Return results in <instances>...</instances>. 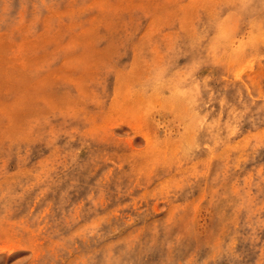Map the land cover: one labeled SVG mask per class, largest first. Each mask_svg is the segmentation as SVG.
<instances>
[{"label": "rangeland", "instance_id": "obj_1", "mask_svg": "<svg viewBox=\"0 0 264 264\" xmlns=\"http://www.w3.org/2000/svg\"><path fill=\"white\" fill-rule=\"evenodd\" d=\"M246 263L264 0H0V264Z\"/></svg>", "mask_w": 264, "mask_h": 264}, {"label": "bare ground", "instance_id": "obj_2", "mask_svg": "<svg viewBox=\"0 0 264 264\" xmlns=\"http://www.w3.org/2000/svg\"><path fill=\"white\" fill-rule=\"evenodd\" d=\"M248 227V226H247ZM260 232V231H259ZM251 236V235H250ZM261 236V235H260ZM257 239H259V238H257ZM242 254V253H241ZM249 255V254H248ZM241 256V255H240ZM250 257V256H249ZM247 264V263H246Z\"/></svg>", "mask_w": 264, "mask_h": 264}]
</instances>
